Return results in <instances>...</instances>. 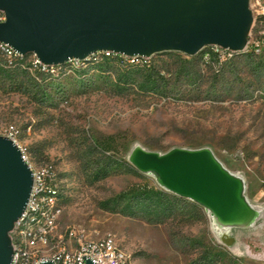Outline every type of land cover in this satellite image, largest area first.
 Listing matches in <instances>:
<instances>
[{
    "label": "rangeland",
    "instance_id": "1",
    "mask_svg": "<svg viewBox=\"0 0 264 264\" xmlns=\"http://www.w3.org/2000/svg\"><path fill=\"white\" fill-rule=\"evenodd\" d=\"M248 4L252 21L242 50L228 55L206 45L197 52L230 58L232 65L216 79L206 69L198 78L183 72L168 77L190 59L176 50L127 66L110 57L77 59L43 71L47 80L37 87L28 77L35 69L32 53L19 60V73L0 65V134L13 124L29 162L51 167L62 227L74 226L90 238L112 235L133 264H264V30L256 20L264 14V0ZM256 44L260 53H248ZM148 64L169 70L161 71L169 80L165 86L140 77L125 81L126 70ZM108 141L111 149L99 150ZM133 146L159 153L209 148L242 179L255 219L247 226H216L199 204L133 167L127 160ZM138 186L180 200L127 192ZM222 234L234 243L226 244Z\"/></svg>",
    "mask_w": 264,
    "mask_h": 264
},
{
    "label": "water",
    "instance_id": "2",
    "mask_svg": "<svg viewBox=\"0 0 264 264\" xmlns=\"http://www.w3.org/2000/svg\"><path fill=\"white\" fill-rule=\"evenodd\" d=\"M0 9L5 14L0 42L48 65L86 59L99 50L128 56L163 50L193 55L203 46L217 45L240 51L252 21L248 0H0ZM127 160L165 190L199 204L216 226H247L242 224L249 210L242 179L209 148L174 147L159 153L133 146ZM31 183L18 146L0 135V264L9 263L8 231L23 210ZM220 239L234 243L226 234Z\"/></svg>",
    "mask_w": 264,
    "mask_h": 264
},
{
    "label": "built area",
    "instance_id": "3",
    "mask_svg": "<svg viewBox=\"0 0 264 264\" xmlns=\"http://www.w3.org/2000/svg\"><path fill=\"white\" fill-rule=\"evenodd\" d=\"M4 19V11L0 9V22ZM256 45L254 51L258 52L259 47ZM210 47L217 53L229 55L234 52L217 45ZM0 53L8 64L25 56L1 42ZM103 55H117L127 63H136L145 57L99 50L89 54L86 59L97 60ZM74 60L77 59L70 58L67 62ZM30 64L42 72L51 71L54 66L61 65L44 64L33 53ZM14 133L13 124H8L0 135L8 137L18 146L22 159L31 171L32 183L23 210L8 231L11 245L8 264H39L43 261L51 264H85L87 260L94 264H133L129 253L116 244L112 235L90 238L74 226L60 225L59 192L55 175L49 165L34 166L29 162L25 152L17 144Z\"/></svg>",
    "mask_w": 264,
    "mask_h": 264
},
{
    "label": "trees",
    "instance_id": "4",
    "mask_svg": "<svg viewBox=\"0 0 264 264\" xmlns=\"http://www.w3.org/2000/svg\"><path fill=\"white\" fill-rule=\"evenodd\" d=\"M256 20L260 22V26L261 28L264 30V14H260L256 17ZM263 39H264V35H263ZM264 44V43H263ZM260 49L258 50V52L254 51V48H251L248 53L251 54H259L260 53ZM114 58L116 59L119 63H127L125 61H123V59L117 55H111V56H102L101 58ZM190 59L189 60H185L182 59L179 64H180V68L177 71H173L170 72L168 74V77H171V75L175 72V76L180 75L181 72L184 73V75H191L192 78H198L199 76H202L203 73H201L202 69H206L207 71H209L211 73L210 77L212 79H216L217 75L222 74L223 71H225V68L227 65H232V61H230V58L228 59H224V60H220L219 56L215 53H211L208 54L207 56H204V54H200L199 56H197V53L193 54V55H189ZM8 67H13L14 70L16 71V73H19L20 71H22L21 65L19 63V61L16 62H11V63H7L5 58L2 56V54L0 53V65L4 66L6 65ZM137 63H127L125 64V66L127 65H135ZM161 71H165V72H169L168 69H163L162 66L160 67H155V65H144L140 70L138 69H134V70H126V82H130V81H136L138 77L141 78V80H145L148 81L150 83H154L155 86H160V82L162 83V86H165L163 84H166L165 82L168 83V79L166 78V76H164L163 73H161ZM209 73V74H210ZM31 81L30 83L33 86H39L40 84L44 83L47 80V76L44 72L40 71V70H36L34 69L31 74H29L28 76ZM14 84L20 86L21 82H14ZM164 92H169L170 89L164 88L163 89ZM110 141H112V137L109 138ZM111 149V144L110 142H106L103 143L102 146H99V150L101 151H107ZM127 192H129V194L134 195V196H139L140 198L146 197L150 194L154 195L155 197H157L160 200H170L172 202H177L180 199L178 197H176L173 194L167 193L165 191L162 190H153L151 188H147L145 186H138V187H132L129 188L127 190Z\"/></svg>",
    "mask_w": 264,
    "mask_h": 264
},
{
    "label": "bare ground",
    "instance_id": "5",
    "mask_svg": "<svg viewBox=\"0 0 264 264\" xmlns=\"http://www.w3.org/2000/svg\"><path fill=\"white\" fill-rule=\"evenodd\" d=\"M259 210V209H258ZM257 211L255 210V208L250 205L249 203V210L246 213V215L244 216V219L242 220V224L243 225H250L252 223V221L255 219L256 215H257ZM221 228V226H220ZM255 229V228H254ZM217 239V238H216ZM221 244V243H220ZM222 245V244H221ZM224 246V245H223ZM236 251V250H235Z\"/></svg>",
    "mask_w": 264,
    "mask_h": 264
}]
</instances>
